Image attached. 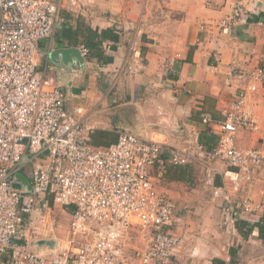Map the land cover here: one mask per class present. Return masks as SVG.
I'll return each mask as SVG.
<instances>
[{
  "label": "built area",
  "instance_id": "built-area-1",
  "mask_svg": "<svg viewBox=\"0 0 264 264\" xmlns=\"http://www.w3.org/2000/svg\"><path fill=\"white\" fill-rule=\"evenodd\" d=\"M95 2L0 0V264H169L181 239L168 230L175 202L157 181L169 167L197 154L236 169L230 187L213 189L214 196L224 191L226 224L255 223L264 213V151L237 147L235 138L239 129L261 128L247 96L257 83L264 84V64L230 71L239 81L236 98L222 106V118L203 117L218 135L211 150L196 143V149L167 153L160 143L130 131L107 146L93 145L94 126L65 110L60 78L39 68L38 43L52 36L63 14H90ZM246 12L240 1L233 2L224 26ZM79 51L88 54L84 45ZM17 173L27 177L30 189L15 181ZM255 177L262 181V198H239L241 182ZM51 202L69 212L66 238L61 244L50 237L53 248L37 246L49 238L33 237L29 225L33 216L48 212ZM135 227L149 229L152 237L127 253L125 241ZM224 264L233 263L227 259Z\"/></svg>",
  "mask_w": 264,
  "mask_h": 264
},
{
  "label": "crops",
  "instance_id": "crops-1",
  "mask_svg": "<svg viewBox=\"0 0 264 264\" xmlns=\"http://www.w3.org/2000/svg\"><path fill=\"white\" fill-rule=\"evenodd\" d=\"M235 1L247 9L246 16L225 27ZM90 10L63 14L52 36L39 41L38 61L47 75L60 78L65 110L94 126L91 143L107 146L130 131L160 143L167 153L194 147L196 140L203 144L204 135L209 136L205 149L213 148L218 135L203 117L222 118L223 101L239 86L230 71L264 62V0H96ZM104 29L115 36L102 40L101 51L98 47L104 59L92 49L83 57L79 46L90 42V32ZM253 100L262 128L241 129L236 138L243 147L264 148V84ZM190 162L169 167L165 176L175 202L168 230L181 239L169 264L227 259L264 264V242L256 229L245 236L239 220L226 224L224 191L221 198L213 194L214 187L231 185L234 168H216L199 178ZM196 175L200 185L192 182ZM258 188L245 184L239 198L258 195ZM260 215L255 224L264 222Z\"/></svg>",
  "mask_w": 264,
  "mask_h": 264
},
{
  "label": "rangeland",
  "instance_id": "rangeland-1",
  "mask_svg": "<svg viewBox=\"0 0 264 264\" xmlns=\"http://www.w3.org/2000/svg\"><path fill=\"white\" fill-rule=\"evenodd\" d=\"M259 64H264V62L257 63V65H259ZM256 85L257 86H256V89L254 91L257 90L258 85H262V84L257 83ZM254 91L252 90L248 93L247 104L251 105L254 108L255 115H256L257 119L260 120L259 117L257 116L255 103L253 100V95L255 94ZM235 98H236V95L231 96L230 98H228V100L223 101L222 106L225 105L226 103L232 102ZM221 110H222V107H221ZM220 112L222 114V111H220ZM260 123H261V120H260ZM260 127L262 128V125ZM261 128H260V130H261ZM240 130L241 129L238 130L237 135H238ZM260 130L255 131V132H259ZM250 132H253V131H250ZM237 135H236V137H237ZM194 143H199L203 146V144L201 142H199V140L198 141L196 140ZM195 145H194V148L196 149ZM236 145H237V147H243V146L238 144L237 138H236ZM215 146H217V144H215ZM213 148H211V149H213ZM245 148H250V147L247 146ZM255 148H258V147H255ZM211 149H209V150H211ZM261 149L264 151V148H261ZM207 151H205V152H207ZM205 160H208V161H205ZM190 161L189 162L191 164V170H193V172L195 171L196 174L199 176V178H203V177L207 176V173H209V172H211V175H212V172H214L216 168H224L225 166H227V164L224 163V161H220L216 158H210L209 156H207L206 153L197 154V155H195L194 158L190 159ZM234 170H235V174H236V169H234ZM197 175L193 177L194 180L192 182H194V184L200 185L203 181L198 180V178H196V177H198ZM200 175H202V176H200ZM252 182L259 184L258 195H257V191H256V194H254V196L250 195L249 197L258 201L260 198H262V195H261V189H262V183L261 182L262 181L258 180V177H255L254 179H251L250 181L241 182L240 185H241V187H243L245 184L252 183ZM204 183H205V181H204ZM186 185L191 186L188 184H186ZM170 186H171V184L168 183L167 181H165V177H163V179L160 178L159 181H157V188L159 190H161L162 192L166 193L167 195H169V194L167 192L166 187L168 188ZM208 186H210V184ZM229 187H230V185H229ZM239 191L242 193V190H239ZM237 195H239V194H237ZM218 197L221 198L222 196L221 197L218 196ZM232 197L235 198V200H236V196H232ZM237 202H240V200L239 201L237 200ZM223 203L221 204V206L223 205ZM221 211H222V209H221ZM24 217L26 219H28L27 216H24ZM31 221H32V223H31V225H29V228H30V231H32L33 237H35V236L40 237L41 236V237H45V238L48 237L49 239H50V237L54 238V239L59 238V241L62 244L63 243L62 240H65V238H66V233H67L68 226H69V212L67 210H65L64 207H62L58 204H51L48 212L42 213V215L33 216ZM233 223L235 224V220L232 222V224ZM38 228H40V231H39L40 234L36 232L38 230ZM130 230H131L130 234L125 241V247H124V249L127 253L132 252L135 248L145 246L150 241V239L152 237L151 236L152 233H151V231H149V229H143L140 227H135V228H131ZM54 239H51V240H54Z\"/></svg>",
  "mask_w": 264,
  "mask_h": 264
},
{
  "label": "trees",
  "instance_id": "trees-1",
  "mask_svg": "<svg viewBox=\"0 0 264 264\" xmlns=\"http://www.w3.org/2000/svg\"><path fill=\"white\" fill-rule=\"evenodd\" d=\"M110 31H111V29H104V30H101L100 31V34H98L96 31H94V32H90V36H91V38H90V42H88L87 44H86V47L88 48V49H92V51H93V53H94V55L95 54H97V55H99V58L101 57V59H104V57L102 56V53H99V51H98V47H99V49H100V47H101V44H102V40H104V39H106V38H110V37H112V38H115V36L114 35H111L110 34ZM96 35H99V37H100V39L98 40L97 38V36ZM100 51H101V49H100ZM106 59V61L108 60L107 59V57H105ZM205 134H207V133H205ZM203 137H205V140H206V142H203V144L204 143H207V141H209L208 139H209V136H203ZM201 143H202V139H201ZM206 146H209V145H206ZM206 148H209V147H206ZM52 204V202L50 203V205ZM264 219V218H263ZM249 224V225H248ZM237 227L239 228V230H242V229H246L248 232H244L243 231V234L246 236L248 233H250L252 230H253V228L254 229H256V234H257V236L264 242V222L263 223H254V224H250V223H245L243 220H239L238 222H237Z\"/></svg>",
  "mask_w": 264,
  "mask_h": 264
},
{
  "label": "water",
  "instance_id": "water-1",
  "mask_svg": "<svg viewBox=\"0 0 264 264\" xmlns=\"http://www.w3.org/2000/svg\"><path fill=\"white\" fill-rule=\"evenodd\" d=\"M14 179L22 187L30 189L29 181H28V179H27V177L25 175H23L21 173H17L15 175ZM34 244H36L37 246L48 245L51 248L55 247V245H56L55 241L51 240V239L40 240V241L35 242Z\"/></svg>",
  "mask_w": 264,
  "mask_h": 264
},
{
  "label": "bare ground",
  "instance_id": "bare-ground-1",
  "mask_svg": "<svg viewBox=\"0 0 264 264\" xmlns=\"http://www.w3.org/2000/svg\"><path fill=\"white\" fill-rule=\"evenodd\" d=\"M43 240H47V239H43Z\"/></svg>",
  "mask_w": 264,
  "mask_h": 264
}]
</instances>
